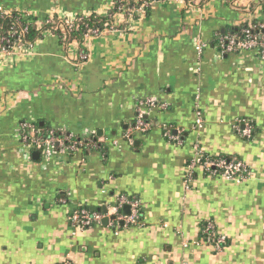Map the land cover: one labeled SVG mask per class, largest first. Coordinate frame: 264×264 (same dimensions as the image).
Listing matches in <instances>:
<instances>
[{"label":"crops","instance_id":"1","mask_svg":"<svg viewBox=\"0 0 264 264\" xmlns=\"http://www.w3.org/2000/svg\"><path fill=\"white\" fill-rule=\"evenodd\" d=\"M115 5L0 0V14L44 29L106 17ZM136 7L83 44L50 28L22 51L0 53V264H264V59L257 49L224 54L214 45L220 33L263 21L264 0ZM198 42L207 44L201 54ZM139 111L145 133L135 129ZM242 122L254 126L251 138ZM23 125L94 144L47 157L24 144ZM195 147L243 162L249 177L191 169ZM121 197L139 202V224L116 220ZM82 208L111 217L76 229L71 215ZM208 224L225 237L221 249L205 238Z\"/></svg>","mask_w":264,"mask_h":264},{"label":"built area","instance_id":"2","mask_svg":"<svg viewBox=\"0 0 264 264\" xmlns=\"http://www.w3.org/2000/svg\"><path fill=\"white\" fill-rule=\"evenodd\" d=\"M156 2L155 0H146L142 2L141 7H145L147 5H150L152 3ZM140 8V7H139ZM138 8H127L124 6L122 8V12H124L128 17L132 18L134 16V11L136 12ZM4 14V13H3ZM8 14V13H7ZM72 22H68V25L70 28L72 25H70ZM113 26L102 31L98 32L95 31L94 35H87L86 38H91L94 36H98L104 33H107L109 31L115 30V25L112 22ZM25 31H27L25 29ZM242 36H237V34H229L226 36H222L219 38L217 43V49L219 52L227 54V53H233L243 50H250V49H257L259 50L262 58L264 59V39L262 40L261 36L253 35L250 30H243ZM5 40V39H3ZM12 50L8 49H2L0 51L1 54L10 55L15 53L16 51H22L24 47H26V43L22 38L19 36L16 40V43L13 45ZM207 47V44L204 42H198L196 45V50L199 54H201L205 48ZM88 56L86 54L82 55V60H87ZM146 103L152 107H156V103L152 100H147ZM198 124L201 125V120H198ZM243 126L244 128L241 129ZM31 130V133L29 135L26 134V130ZM150 124L145 120L144 113L139 111L137 122L135 129L138 132L145 133L149 130ZM238 130L241 132V134L246 138H251L253 133L252 125L249 122H242L238 124L237 126ZM23 134H22V140L24 144L30 146V147H38L41 148L43 153L47 157H52L57 151L59 150H68L70 152H76L78 150H82V144L79 142H72L70 138H56L48 137L44 140H39L35 137V130L31 129L28 125L22 126ZM127 139L131 140V134L127 135ZM171 139L175 142H180L178 137H171ZM66 143L68 145H66ZM196 156L194 158L193 163L191 164L190 168L194 170L197 167H201L204 169L205 172H207L210 175H220L223 178L227 180H237L242 181L249 177L250 172L247 166L236 159H225V158H219L214 159L207 157L203 154L202 150L198 147H195ZM124 205L130 206V215L124 216L121 213V209ZM115 215L117 216L118 222H123L124 225H137L139 224V216H140V204L137 201H129L126 197H121L118 209L115 210ZM111 214L109 212L103 214L98 212H91L90 210L86 208L78 209L71 215V222L73 227L76 229H86L90 228L96 224H100L103 219L108 218L110 219ZM204 234L207 235L208 240L212 241L216 244V248L221 249L222 246L225 244L226 239L222 236H216L214 234V226L212 224H208L205 228Z\"/></svg>","mask_w":264,"mask_h":264},{"label":"trees","instance_id":"3","mask_svg":"<svg viewBox=\"0 0 264 264\" xmlns=\"http://www.w3.org/2000/svg\"><path fill=\"white\" fill-rule=\"evenodd\" d=\"M146 0H116L115 8L112 12H110L106 17H99L97 15H91L88 17H82L73 21L70 25H68V21H59L54 20V22H50L46 25L44 29H38V26L30 22L28 19H25L22 14L19 13H11V14H0V51L2 49L12 50L13 45L16 43V40L20 36L22 40L26 43V45L34 44L38 39L42 36V31L45 29H53L56 33L60 35L66 44L71 42H79L83 44L87 35H94L95 31L102 32L113 26L112 20L117 13L122 12V8L126 6L127 8H136V6H140L142 2ZM158 1V0H155ZM59 27V28H58ZM25 29L27 31H25ZM243 30H250L253 35L261 36L262 40L264 39V20L263 21H255L253 23H245L240 26L237 30L233 29L226 33H220L216 40L215 46L217 48V43L220 37L237 34V36H242ZM5 39V40H3ZM254 134V126L252 125ZM35 137L39 140H44L48 137L55 136L56 138H70L72 142H79L82 144V149H90L93 147L94 140L87 138H77L74 136H70L66 132H58L53 131L48 128L35 126ZM27 135L31 136V130L25 131ZM66 145H68L66 143ZM36 149H40L36 147ZM219 159V158H214ZM205 238L207 235L204 234Z\"/></svg>","mask_w":264,"mask_h":264},{"label":"water","instance_id":"4","mask_svg":"<svg viewBox=\"0 0 264 264\" xmlns=\"http://www.w3.org/2000/svg\"><path fill=\"white\" fill-rule=\"evenodd\" d=\"M35 155H38V153H35ZM105 213H107L106 210H105ZM124 213H125L126 216L130 215V206L129 205L124 207ZM108 221H109V219L105 218V219L102 220V223L106 224Z\"/></svg>","mask_w":264,"mask_h":264}]
</instances>
